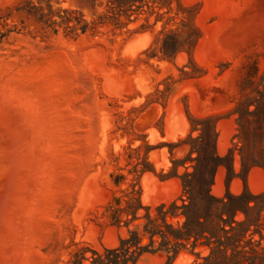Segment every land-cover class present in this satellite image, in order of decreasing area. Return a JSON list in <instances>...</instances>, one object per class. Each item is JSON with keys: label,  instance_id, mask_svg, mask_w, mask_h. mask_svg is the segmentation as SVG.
<instances>
[{"label": "rangeland", "instance_id": "374dc122", "mask_svg": "<svg viewBox=\"0 0 264 264\" xmlns=\"http://www.w3.org/2000/svg\"><path fill=\"white\" fill-rule=\"evenodd\" d=\"M209 196L215 264H264V0H0V264L145 246L148 213ZM161 242L135 264L218 245Z\"/></svg>", "mask_w": 264, "mask_h": 264}, {"label": "trees", "instance_id": "16d2710c", "mask_svg": "<svg viewBox=\"0 0 264 264\" xmlns=\"http://www.w3.org/2000/svg\"><path fill=\"white\" fill-rule=\"evenodd\" d=\"M210 200L206 203L208 206V213L198 211L191 215L192 202L187 203L186 200L182 199L183 204L178 205L177 201H173L170 204L163 203L157 207V214L151 216L149 213L146 215L148 222L144 225L145 234H149L150 244L143 246L142 238L138 231H131L130 236L127 239L121 241L119 247L112 249H105L104 252L91 251L92 255L89 258H85L83 252H77L74 257L75 260L72 264H81L83 260L89 262V264H135L145 253L153 250L156 236L162 238L160 247L157 250H167L170 252L171 248H177L180 246H186L185 241H190L192 238L197 241L200 238L206 239L208 246L213 242L218 243L217 248L211 247V253L205 258L204 263L195 264H215V253L222 250L221 247H228V242L233 240V237L226 235L224 238L217 235L215 237V199L209 196ZM244 196L230 197L229 200L239 201ZM119 202V200H117ZM130 205V202L128 203ZM223 207H227L229 204L222 202ZM149 211V209H148ZM243 212L244 209H243ZM226 211H222L217 215L216 232L224 231L225 234L235 232L238 227H241L246 223L238 222L236 216L238 210L228 219L224 218ZM135 214V213H134ZM246 214V213H245ZM183 216L185 220L183 222L178 221L177 225L168 223V218H179ZM229 216V215H228ZM116 223H120L118 219V212L113 215ZM161 221L162 223H160ZM229 225L230 229L226 230L225 226ZM165 227L166 230L163 229ZM219 234V233H218ZM172 246V247H171ZM177 251V250H176ZM172 264V263H167Z\"/></svg>", "mask_w": 264, "mask_h": 264}]
</instances>
